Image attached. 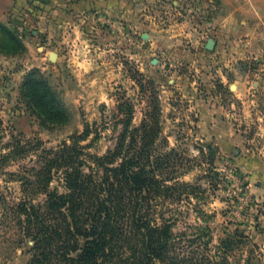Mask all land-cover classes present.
<instances>
[{
  "label": "rangeland",
  "instance_id": "obj_1",
  "mask_svg": "<svg viewBox=\"0 0 264 264\" xmlns=\"http://www.w3.org/2000/svg\"><path fill=\"white\" fill-rule=\"evenodd\" d=\"M123 10L97 0L62 17L60 30H44L52 19L0 18V158L16 141L26 148L0 162V264L28 263L31 242L20 239L10 209L24 196L22 176L40 166L41 150L87 129L79 143L103 155L125 115L139 127L153 111L160 128L154 155L181 162L179 182L200 186L166 201L174 231L191 236L200 227L204 241H233L231 262L264 264L262 210L238 166L245 155H264V43L233 70H221L246 89L230 96L228 85L206 78L224 57H212L214 11L193 0H126ZM208 104L215 110L206 112Z\"/></svg>",
  "mask_w": 264,
  "mask_h": 264
},
{
  "label": "trees",
  "instance_id": "obj_2",
  "mask_svg": "<svg viewBox=\"0 0 264 264\" xmlns=\"http://www.w3.org/2000/svg\"><path fill=\"white\" fill-rule=\"evenodd\" d=\"M157 116L150 112L139 127L121 119L116 142L103 155L79 143L87 129L71 143L41 150L40 166L30 168L32 179L22 176L24 196L10 209L20 239L31 242L27 264H241L229 260L231 239L204 241L200 227L191 236L174 231L166 201L200 186L179 182L181 162L154 155ZM25 152L16 141L0 162ZM39 193L42 200L33 203Z\"/></svg>",
  "mask_w": 264,
  "mask_h": 264
},
{
  "label": "crops",
  "instance_id": "obj_3",
  "mask_svg": "<svg viewBox=\"0 0 264 264\" xmlns=\"http://www.w3.org/2000/svg\"><path fill=\"white\" fill-rule=\"evenodd\" d=\"M126 0H101L108 7L114 2L124 12ZM202 3L214 11L212 25L219 42L215 41L212 57L220 53L222 63L217 74L207 76V80L217 79L228 85L230 96L241 97L246 93L242 80L237 75L233 78L221 72L223 67L233 70L238 60L249 54L258 53L264 43V0H193ZM97 0H80L69 3L67 0H0V18L11 17L52 19V24H45L44 30L51 26L55 30L62 27L60 19L73 18L81 12L96 7ZM40 22V21H38ZM57 23V24H56ZM221 56V57H222ZM206 112L215 110L216 105H204ZM240 171L246 175L247 189L251 197L258 202L264 218V155L244 156L238 160Z\"/></svg>",
  "mask_w": 264,
  "mask_h": 264
},
{
  "label": "water",
  "instance_id": "obj_4",
  "mask_svg": "<svg viewBox=\"0 0 264 264\" xmlns=\"http://www.w3.org/2000/svg\"><path fill=\"white\" fill-rule=\"evenodd\" d=\"M206 48L207 49H212L213 48V42L211 40L207 41Z\"/></svg>",
  "mask_w": 264,
  "mask_h": 264
},
{
  "label": "built area",
  "instance_id": "obj_5",
  "mask_svg": "<svg viewBox=\"0 0 264 264\" xmlns=\"http://www.w3.org/2000/svg\"><path fill=\"white\" fill-rule=\"evenodd\" d=\"M72 1H79V0H72Z\"/></svg>",
  "mask_w": 264,
  "mask_h": 264
}]
</instances>
